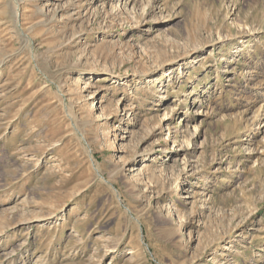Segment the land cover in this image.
<instances>
[{"label":"rangeland","instance_id":"1","mask_svg":"<svg viewBox=\"0 0 264 264\" xmlns=\"http://www.w3.org/2000/svg\"><path fill=\"white\" fill-rule=\"evenodd\" d=\"M0 264H264V0H0Z\"/></svg>","mask_w":264,"mask_h":264}]
</instances>
